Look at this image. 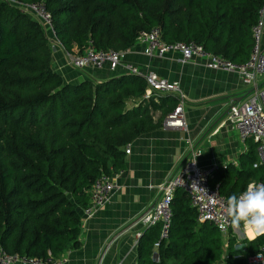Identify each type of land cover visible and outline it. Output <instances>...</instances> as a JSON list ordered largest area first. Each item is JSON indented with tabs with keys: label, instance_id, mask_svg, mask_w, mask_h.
<instances>
[{
	"label": "trees",
	"instance_id": "16d2710c",
	"mask_svg": "<svg viewBox=\"0 0 264 264\" xmlns=\"http://www.w3.org/2000/svg\"><path fill=\"white\" fill-rule=\"evenodd\" d=\"M14 2H43L67 53L88 46L128 52L140 33L158 28L164 43L195 42L243 64L264 0H0V246L9 255L57 259L80 247L79 209L88 206L93 182L122 170L126 146L159 126L151 111L168 104L173 110L177 101L146 99L145 81L130 74L64 81L53 69L43 26ZM249 141V167L226 193L219 187L227 200L253 179L264 183V165L253 168L257 144ZM160 229L142 232L136 264H247L264 247V236L238 240L230 229L225 238L199 222L180 189L171 203L167 241L159 240Z\"/></svg>",
	"mask_w": 264,
	"mask_h": 264
},
{
	"label": "crops",
	"instance_id": "0c3cea01",
	"mask_svg": "<svg viewBox=\"0 0 264 264\" xmlns=\"http://www.w3.org/2000/svg\"><path fill=\"white\" fill-rule=\"evenodd\" d=\"M262 40L264 49V34ZM50 42L54 48L53 69L66 82L104 81L128 75L126 66H132L142 74L152 73L177 83L184 96L186 130L163 126L173 104L152 110V119L159 126L126 146L130 152L125 154L124 168L111 175L116 190L92 218L86 219L83 210L79 209L80 247L67 250L56 259V264H136V235L145 230L137 221L159 198L158 186L174 174L186 158L188 143L202 150L198 160L201 169L218 167L211 181L225 193L235 184L239 172L249 167L254 144L240 141L227 115L230 106L247 98L251 89L234 73L206 68L204 58L195 57L184 64L180 54L174 52L162 57H147L143 54V45L138 42L113 71L107 66L100 70L76 71L68 65L67 53L54 35ZM76 52L73 48L72 53ZM260 86H264V78ZM169 96L175 99L173 95ZM139 101L131 100L127 107L131 108ZM253 237L249 238L253 240Z\"/></svg>",
	"mask_w": 264,
	"mask_h": 264
},
{
	"label": "built area",
	"instance_id": "2783aa9c",
	"mask_svg": "<svg viewBox=\"0 0 264 264\" xmlns=\"http://www.w3.org/2000/svg\"><path fill=\"white\" fill-rule=\"evenodd\" d=\"M19 7V5H18ZM21 11L31 14L43 27L51 30V15L45 4L32 3L22 4ZM53 34V32H52ZM264 34V6L258 10V18L251 28L252 49L249 59L238 64L231 62L219 55L208 53L201 45L195 42L167 44L161 41L160 31L153 28L148 32H142L137 42L143 45V54L147 57H162L174 52L179 53L182 63H188L193 58L206 59L205 67L211 70L234 73L240 77L242 83L251 89L248 97L242 102L232 104L229 108L227 119L237 132L241 142L252 139L257 144L258 162L253 168L264 165V86H260L264 78V49L262 39ZM54 35V34H53ZM67 53V52H66ZM126 51L96 50L92 46L83 49L82 52L67 53L68 65L76 71L87 69L100 70L107 66L111 71L115 70L124 60ZM128 74L141 77L146 83V95L148 99L152 96L173 95L177 101L174 109L165 117L163 126L179 131L186 130L184 118V96L177 83H171L156 75L142 74L137 68L126 66ZM130 150L125 149V154ZM202 150L193 143H188L186 158L178 170L167 177L158 186L159 198L146 210L137 222L145 229L160 225V241H167L171 221V203L174 192L183 190L189 198L190 205L197 212L198 221L212 224L223 235H227L232 229L227 217V198L220 194L218 186H211L210 180L217 171V166L209 169H201L198 160ZM258 183H262L256 181ZM117 188L111 176L102 173L92 184L89 190V203L83 209L86 219L92 218L94 214L104 206L110 195ZM246 189V188H245ZM243 226L238 230L244 239L250 240ZM142 233L136 235V238ZM159 243L154 244L157 249ZM247 264H264V247L261 251L248 256ZM57 260L50 255L45 259H31L7 254L0 246V264H56Z\"/></svg>",
	"mask_w": 264,
	"mask_h": 264
},
{
	"label": "clouds",
	"instance_id": "9594fccd",
	"mask_svg": "<svg viewBox=\"0 0 264 264\" xmlns=\"http://www.w3.org/2000/svg\"><path fill=\"white\" fill-rule=\"evenodd\" d=\"M226 213L233 231L243 226L255 236H264V183L252 180L245 190L232 194Z\"/></svg>",
	"mask_w": 264,
	"mask_h": 264
},
{
	"label": "rangeland",
	"instance_id": "374dc122",
	"mask_svg": "<svg viewBox=\"0 0 264 264\" xmlns=\"http://www.w3.org/2000/svg\"><path fill=\"white\" fill-rule=\"evenodd\" d=\"M13 4H14L15 6H17V7H18V5H19V8H20V7H22V4H23V3L14 2ZM27 15L31 16L32 18H34L31 14H27ZM34 19H35V18H34ZM43 30H44L46 36L49 38V41H50V40H51V36L53 35L52 32H51V30L48 29V28H46V27H43ZM51 34H52V35H51ZM51 47H52V51H53L54 48H53V46H52V43H51ZM51 58H52V56H51ZM232 234H233L238 240H242V239H244V237L240 234L239 231H233V229H232ZM227 236H228V234L225 235L224 237L227 238Z\"/></svg>",
	"mask_w": 264,
	"mask_h": 264
},
{
	"label": "bare ground",
	"instance_id": "6f19581e",
	"mask_svg": "<svg viewBox=\"0 0 264 264\" xmlns=\"http://www.w3.org/2000/svg\"><path fill=\"white\" fill-rule=\"evenodd\" d=\"M247 231H248V229L246 230V235H247ZM247 237H248V235H247ZM249 237H250V238L253 237V234L251 233V231H249ZM249 237H248V238H249ZM250 238H249V239H250ZM253 238H255V236H254ZM250 240H251V239H250Z\"/></svg>",
	"mask_w": 264,
	"mask_h": 264
}]
</instances>
